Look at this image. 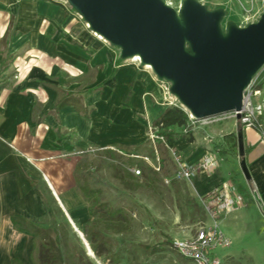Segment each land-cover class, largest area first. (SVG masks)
<instances>
[{
	"label": "crops",
	"instance_id": "obj_1",
	"mask_svg": "<svg viewBox=\"0 0 264 264\" xmlns=\"http://www.w3.org/2000/svg\"><path fill=\"white\" fill-rule=\"evenodd\" d=\"M165 1L179 9L184 0ZM198 1L223 9L224 21L241 27L259 20L247 22L245 8L264 6V0ZM96 36L61 2L0 0V264H44L41 233L60 249H67L73 235L84 239L92 264H125L106 233L95 228L100 211L78 189L77 179L85 175L76 171L88 150L121 146L135 153L146 145L150 128L174 106L167 97L175 96L162 93L150 69L123 60ZM240 128L229 119L158 133L170 152L178 150L189 163L213 149L218 153L220 165L193 178L199 192L233 181L245 199L237 211L249 200L264 213V142L253 129ZM237 131L243 134V155ZM222 134L228 135L226 143ZM243 158L250 178L240 170ZM61 252L67 264L69 256Z\"/></svg>",
	"mask_w": 264,
	"mask_h": 264
},
{
	"label": "rangeland",
	"instance_id": "obj_2",
	"mask_svg": "<svg viewBox=\"0 0 264 264\" xmlns=\"http://www.w3.org/2000/svg\"><path fill=\"white\" fill-rule=\"evenodd\" d=\"M50 1L65 4L79 23L87 24L69 0ZM263 13L264 6L255 11L253 18L256 20ZM233 21L225 20L223 30L226 31ZM101 42L111 52L121 55L119 47L102 39ZM129 59L123 58L131 62ZM135 62L145 68L143 63ZM158 83L162 93L169 94L170 82L159 78ZM162 148H167L162 140L149 139L132 154L118 152V146L82 154L81 169L76 174H84L89 187L96 190V203L92 208L100 212L94 225L106 233L113 251L124 258L125 264H194L173 248L172 241L190 238L201 227L218 220L220 229L231 240L229 246H219L213 252L224 264H264V213L256 201L247 200L240 211L237 210L242 207L241 202L239 208L218 210L217 206L209 204L211 190L199 192L193 185V178H173L177 165L172 153L168 150L163 154ZM130 158H135L134 162ZM155 165L160 169H155ZM151 168L158 172L157 175ZM202 171L208 173L210 170ZM168 178L172 180L166 182ZM86 244L76 235L71 236L67 249L60 244L64 255L69 256L67 264H92L88 258L92 250L88 251Z\"/></svg>",
	"mask_w": 264,
	"mask_h": 264
},
{
	"label": "water",
	"instance_id": "obj_3",
	"mask_svg": "<svg viewBox=\"0 0 264 264\" xmlns=\"http://www.w3.org/2000/svg\"><path fill=\"white\" fill-rule=\"evenodd\" d=\"M69 2L93 31L120 48L122 58L138 54L169 81L181 107L197 118L241 110L246 88L264 67V13L224 31V10L198 0H184L179 9L165 0ZM243 150L241 145V155ZM240 165L250 178L244 158Z\"/></svg>",
	"mask_w": 264,
	"mask_h": 264
},
{
	"label": "built area",
	"instance_id": "obj_4",
	"mask_svg": "<svg viewBox=\"0 0 264 264\" xmlns=\"http://www.w3.org/2000/svg\"><path fill=\"white\" fill-rule=\"evenodd\" d=\"M245 13L247 22L254 20L253 17L255 11L253 8H245ZM167 98V104L181 107L179 101L175 97L169 96ZM183 109L188 114V122L184 127L185 132H189L198 127H204L229 119H234L241 127V131L239 130L240 132H242L243 129H253L257 132L259 139L264 142V86L260 85L258 73L254 76L252 82L246 88L243 107L239 111L234 110L210 117L197 118L187 109ZM238 115L240 116L238 117ZM227 136L228 135L226 134H222L220 136L222 143H226V141H228ZM237 138L238 141L236 143L238 146L244 145V140L242 139L241 142L239 139L238 131ZM150 139L153 142H155L156 139L162 140L163 142L165 141L164 136L160 135L158 133V129L153 126L150 128ZM211 140L213 139L211 138ZM171 152L177 165L175 176L173 178H194L201 170H210L211 168L218 167L220 165L218 153L214 149L210 152L209 156L203 158L197 163L187 162L178 150L172 149ZM154 167L157 170L160 169L156 165ZM170 180H172V178L166 179V182H169ZM208 199L209 204L217 206L218 210H231L235 207L237 208L239 202L243 201V196L237 190L236 184L231 181L223 184V186L214 187L211 190V194ZM230 243V239L225 236L223 231L220 229L219 221L214 220L213 224L201 227L197 230L196 234L190 238L174 239L172 241V246L183 257L191 260L194 264H223V260L213 252L217 247H227Z\"/></svg>",
	"mask_w": 264,
	"mask_h": 264
},
{
	"label": "trees",
	"instance_id": "obj_5",
	"mask_svg": "<svg viewBox=\"0 0 264 264\" xmlns=\"http://www.w3.org/2000/svg\"><path fill=\"white\" fill-rule=\"evenodd\" d=\"M188 122V114L187 112L179 106H170L168 107L160 116V118L156 121L157 129H165L168 127L179 126L185 127ZM168 135V134H166ZM118 149L123 154H132L131 151L122 148L121 146ZM161 152L163 154L168 153L167 148H162ZM131 162H134L135 158H130ZM152 172L157 175V171L151 168ZM78 189L85 195V197L91 202L92 206L96 203L94 195L96 194V190L92 187H89L86 181V176H82L77 179ZM124 183H127L124 181ZM127 185V184H126ZM35 234L40 233L38 229H35ZM44 235L46 242L44 243L43 249H41L42 258L44 259V264H65V259L62 255L61 249L59 248L56 240L51 238L45 233H41ZM94 251L99 254L100 250L97 246L92 243Z\"/></svg>",
	"mask_w": 264,
	"mask_h": 264
},
{
	"label": "bare ground",
	"instance_id": "obj_6",
	"mask_svg": "<svg viewBox=\"0 0 264 264\" xmlns=\"http://www.w3.org/2000/svg\"><path fill=\"white\" fill-rule=\"evenodd\" d=\"M182 4V3H181ZM170 5V4H169ZM181 6V5H180ZM87 26L88 27H90V25L87 23ZM94 32V34L95 35H97L98 37H100V39H103L104 41H108V40H106L102 35H100L99 33H97V32H95V31H93ZM131 60H135V61H138V62H141L142 63V61H141V57H140V55H138V54H136L135 56H133V57H131L130 58ZM145 65V67L146 68H148V69H150V70H152V67H151V65L150 64H144ZM87 245V249H88V251H89V249H90V247H89V245L88 244H86Z\"/></svg>",
	"mask_w": 264,
	"mask_h": 264
}]
</instances>
